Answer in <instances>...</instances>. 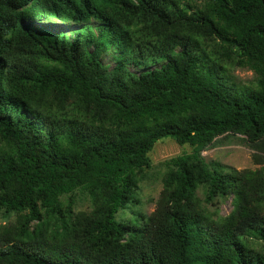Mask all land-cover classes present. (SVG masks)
I'll return each instance as SVG.
<instances>
[{
  "label": "trees",
  "instance_id": "16d2710c",
  "mask_svg": "<svg viewBox=\"0 0 264 264\" xmlns=\"http://www.w3.org/2000/svg\"><path fill=\"white\" fill-rule=\"evenodd\" d=\"M198 1L0 0V210L18 213L0 264H264V0ZM223 135L258 166L208 163ZM168 137L194 150L149 216L118 220ZM76 190L91 211L64 206ZM218 197L233 209L214 217Z\"/></svg>",
  "mask_w": 264,
  "mask_h": 264
},
{
  "label": "rangeland",
  "instance_id": "374dc122",
  "mask_svg": "<svg viewBox=\"0 0 264 264\" xmlns=\"http://www.w3.org/2000/svg\"><path fill=\"white\" fill-rule=\"evenodd\" d=\"M193 3L197 5L201 4L198 0H193ZM45 24L53 29L67 27L66 24L60 21L52 23L50 20H46ZM203 46L208 50H213L214 41L203 39ZM110 57L109 55L105 59V62L113 63ZM221 62L227 70V75L231 77L230 79L237 86H256L258 76L252 69L246 66H240L237 62L230 61L229 59H222ZM193 150L194 147L192 145L180 144L172 137L158 141L150 152L151 167L146 168L139 175L138 189L134 194L135 202L127 208L120 210L117 214V219L130 221L134 217L141 218L140 214L149 216L155 210L158 198L163 189V176L167 171V160L181 154L190 153ZM252 154L253 150L242 135H223L202 151V155L208 163L218 162L226 168L234 167L237 169L257 167L258 165L253 163ZM201 196L204 198L203 195ZM61 201L64 206H72L75 213L79 211L89 212L93 208L92 199L82 190H76L74 196H70L69 194L63 195ZM205 205L214 217H216V211L220 215H227L233 209L232 197H218L211 204L206 203ZM17 221V212H7L5 209H1L0 234L5 232V228L16 224ZM35 226L36 222H33L31 229ZM254 246L262 249L259 243H255Z\"/></svg>",
  "mask_w": 264,
  "mask_h": 264
}]
</instances>
